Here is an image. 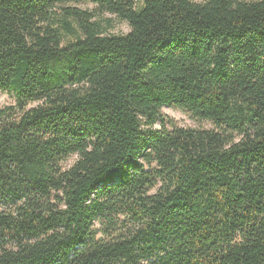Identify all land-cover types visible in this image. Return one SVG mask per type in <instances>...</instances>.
I'll return each mask as SVG.
<instances>
[{"label":"trees","instance_id":"16d2710c","mask_svg":"<svg viewBox=\"0 0 264 264\" xmlns=\"http://www.w3.org/2000/svg\"><path fill=\"white\" fill-rule=\"evenodd\" d=\"M0 93V264H264V0H0Z\"/></svg>","mask_w":264,"mask_h":264},{"label":"rangeland","instance_id":"374dc122","mask_svg":"<svg viewBox=\"0 0 264 264\" xmlns=\"http://www.w3.org/2000/svg\"><path fill=\"white\" fill-rule=\"evenodd\" d=\"M195 3H202L206 0H193ZM82 10H88L90 12L95 11L93 5H77ZM97 17L101 20H111V27L108 31V35H126L130 32V26L127 22L121 21L116 16L109 14H97ZM16 99L12 95L0 93V107L14 106ZM162 115L174 121L179 127L188 128H201V129H213V126L206 122H200L192 118V116L184 110L176 107H165L162 109ZM73 162H71L72 164ZM70 165V163H69Z\"/></svg>","mask_w":264,"mask_h":264}]
</instances>
